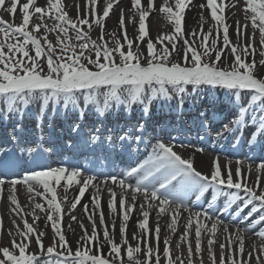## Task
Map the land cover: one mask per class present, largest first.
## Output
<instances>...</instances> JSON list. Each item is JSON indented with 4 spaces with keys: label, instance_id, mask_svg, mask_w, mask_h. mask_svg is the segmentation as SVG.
<instances>
[{
    "label": "snow or ice",
    "instance_id": "6c2138e0",
    "mask_svg": "<svg viewBox=\"0 0 264 264\" xmlns=\"http://www.w3.org/2000/svg\"><path fill=\"white\" fill-rule=\"evenodd\" d=\"M122 2L91 0L90 10L83 15L78 10L76 17L71 18L61 0H45L44 5L38 0H0V11L10 17L9 20L0 17V119L15 115L18 120L0 146V201L7 189V200L12 205L10 211L22 220V227L16 220L12 221V229L7 230L8 243H0V264H205L204 232L212 234L207 239L208 264H264V245L259 248L253 245L246 252L244 237L239 231L235 240L218 244L219 256L214 250L217 225L221 223L219 213H225L233 222L243 221L249 231L254 225L264 224V185L257 178L256 185L250 186L251 165L243 182L239 161L233 172L231 162L222 166L219 157H214L209 172L203 173L194 167L193 159L182 157L173 150L174 144L165 143L158 134L144 159L133 161L122 172L114 168L107 173L100 172L99 175L105 176L101 189L99 183H94L97 175L83 174L79 163H69L59 153L55 165L48 163L47 157L56 148L45 147L43 135L34 142L22 135V118L29 109L35 110L38 127H42V117L47 116L51 126L54 116L70 109L78 114L79 121L69 126L70 138L65 146L69 150L91 149L92 171H95L97 167L111 165L115 153L132 157L139 153L141 143H145L147 149L145 133L150 127L152 102L161 100L170 105L173 94L178 93V103L170 110L179 117L183 113L186 86L190 85L194 90L207 89L204 92L207 106L200 110L199 120L191 121L193 128L209 135L211 125L204 118L219 122L218 116L222 117L227 123L216 130V138L234 141L237 146L246 144L252 153L248 159L257 158L256 153H259V158L264 160V72H261L264 69V0H245V21L243 24L235 22V41L230 39L233 26L226 23L222 0L221 3L206 0L199 6L210 10L214 24L206 31L201 25L199 39L193 30L189 34L192 40L186 38L182 26L186 20V0H143V3L130 0L128 11L133 17L138 15V27L134 29L138 42L127 34L124 9L117 20L122 36L105 30L106 18H110V13ZM98 3L103 5L102 14L97 12ZM17 12L21 16L20 23L15 20ZM154 12L163 13L174 21V32L159 35L155 42L146 26V19ZM89 16L95 18L90 20ZM36 17L41 22L33 23ZM46 17L55 21L52 28L42 23ZM200 19L203 21V17ZM42 28L45 35L40 37ZM95 28L99 29V35L94 39L91 32ZM53 31L57 33L55 42L47 35ZM106 36L110 40L105 39ZM73 39L75 43L71 42ZM140 42L146 47L142 48ZM257 44L261 57L258 62L255 59ZM174 55L179 59H172ZM137 104L140 118L134 125L105 128L108 134L103 139L95 134L100 131L95 123L87 136L81 130L89 108L98 117L106 118L110 111L119 110L117 106L130 114ZM156 124L159 122H153ZM152 127L158 133L169 132L170 140L176 139L171 136L173 132L187 135L193 130L173 126L170 121L160 124L158 129ZM113 130L121 132L115 142L111 135ZM18 132L21 135H17ZM48 141L52 143L51 136ZM259 168H264V162ZM71 186L78 188V195L69 201L67 192ZM20 187H25L29 194L31 213L25 212L19 202ZM40 187L43 191L37 190ZM89 187L96 190L91 194L93 211H89V204H84L83 208L91 230L89 232L80 222L82 234L73 246L64 230L62 205L70 204V214ZM58 188L65 193L62 199H58ZM105 190L109 197L106 207L112 222L111 232L101 204V193ZM206 193L211 199L206 200L208 207H203L200 202ZM35 197H42L47 208L45 203L36 202ZM221 199L223 204L219 203ZM189 204L202 210L192 212ZM137 208L142 218L137 220L138 231L132 233L130 241L128 222ZM36 210L46 215L44 228L36 225L41 219ZM152 211L157 217L154 230L149 227ZM97 212L102 235L97 230ZM165 213L171 215L167 228L172 233L177 231L182 213H187L180 236L187 244L186 254L179 243L173 250L169 237L163 239L161 249L159 220ZM29 214L33 216L32 223L26 218ZM117 215L121 217L119 240L115 236ZM213 217L217 218L209 228L204 221ZM71 220L76 222L77 217L71 215ZM48 227L53 235L45 244ZM193 230L194 248L189 240ZM256 235L264 239V230Z\"/></svg>",
    "mask_w": 264,
    "mask_h": 264
},
{
    "label": "bare ground",
    "instance_id": "6f19581e",
    "mask_svg": "<svg viewBox=\"0 0 264 264\" xmlns=\"http://www.w3.org/2000/svg\"><path fill=\"white\" fill-rule=\"evenodd\" d=\"M172 2V0H170ZM218 3H221V0H217ZM38 3L40 5L45 4V0H38ZM62 6L64 7V10L68 12L69 16L71 18H75L77 15V11L83 15L86 10H90L92 5H91V0H61ZM143 3V0H142ZM186 3L188 6L185 8V15H186V20L183 22V32L189 40H192L193 37L189 35L193 30L196 31L197 37L196 39H199V32L201 30V25L203 27V30H207L208 27L212 26L214 22L211 20L210 17V10L207 9L206 7L201 9L199 6L202 4L206 3V0H186ZM223 6L225 8L224 15L226 17V23L229 25H232L233 27L230 28V39L235 41V32H234V26L235 22L239 21L241 24L244 23L245 17H244V12L243 8L245 5V0H222ZM115 4V0H114ZM102 4L97 5V12L102 14ZM130 8V0H123L122 3L119 4L118 7H115V11L110 13V18H106L105 20V25L106 31H112L117 34V36H122L121 30L117 26V20L120 15L121 9H124V16H125V24H126V30L129 38H132L134 41H136V37L138 33L134 31L135 28L138 27V15L133 17L132 12L128 11ZM6 12L0 11V17H3L5 20H9V14L7 13V16H5ZM20 18V20L18 19ZM201 17H203V21H201ZM39 19V17H36ZM95 17L89 16V19H94ZM45 19H50L53 20L51 17H46ZM44 19V20H45ZM16 23L21 22V16L20 13L17 12L16 17H15ZM43 20V21H44ZM146 26L147 29L150 33V37L153 39L155 42L157 40V37L159 35H167L171 34L174 32V21H170L167 16L163 13L160 12H154L150 14V18L146 19ZM84 30H87L86 26H82ZM249 32H251V28L248 29ZM40 34L42 36L45 35V32L40 31ZM99 35V29L95 28L91 32V36L93 38H97ZM213 35H215V30ZM105 39L110 40V37L106 36ZM147 39V38H146ZM211 39V37H210ZM138 42V41H136ZM141 47H146L142 42ZM111 45V44H110ZM260 52V47L257 44L256 45V55L255 59L258 62L261 58L259 55ZM172 58H178L177 56H173ZM229 59H232L231 56H229ZM249 60L252 59V57L248 58ZM223 66V64H222ZM261 72H264V69L261 70ZM193 88V87H191ZM206 88H201L199 90H193V95L192 97H189L188 99L192 100L194 103L193 107H190L192 104L189 103L191 101L188 100V107L186 108L185 112L177 117L175 113L172 114V112H167V110L160 109L157 111H151V119L148 121L150 127L148 131L145 133V135H148V132L153 133V137H151V141L149 142V137L145 136V142L147 143V149L145 148V143L139 144V153H134L132 157H129L127 154H119L115 153L113 154L112 157V164L111 165H105V167L109 170H112L113 168L115 169L117 166L120 168L122 171L126 166L133 161H138L144 159L148 151L151 149V144L155 142V138L159 134L161 137H163V140L165 143L169 141V132H157L153 131V127L155 126L157 129L159 128L160 124H165L167 122H171L173 126H180V127H187L190 126V129H193L189 134L185 135V133L181 132L179 135L176 133H171V136L176 137L177 141V146L173 148L174 151H176L178 154H180L184 158H190L194 160V167L197 168V170L207 173L210 170L212 161L214 157H219L220 164L223 166L228 162H231V168L233 172L235 171V168L237 167V159L242 158L244 161L240 162L241 170H242V182H243V177L249 172V165H251V170H250V177H249V183L250 186H255L257 178H259L261 185H264V170L258 169L256 166H254L252 161H255L256 159H260V154L256 153L255 159H248L247 157L251 156L252 153L249 151L248 147L246 144H241L240 146H237L236 143L230 142L228 139H217L214 140L211 136L210 133L209 135H205L204 132L197 131L196 129L193 128V125L186 124L184 117L196 118L199 120L200 116V110L204 107L207 106L206 103V97L204 96V92L206 91ZM178 100V99H177ZM186 114V115H185ZM94 114H92L90 111L87 112L86 115H84L83 118V123H82V132L87 136L92 129V125L95 123L100 131L98 134L101 139L108 133L104 131L105 128L107 129H113L115 125H120L123 127L124 125H134L138 122V119L140 118V113L136 110L133 112H130V114H127V117L123 112L120 111H110L107 115L106 118L103 117H93ZM209 116H211V112L209 113ZM209 118V117H208ZM23 125H24V132L23 136L26 139H30L33 142L35 141L36 138H39L41 135L44 137V145H47V147H55L56 151L53 152L50 156L47 157V162L50 164L55 165L57 163L56 157L60 158V155L65 157L66 160L69 161V163H79L82 166V169H86L87 171H92L93 169V163L92 160L88 161L86 160V164H82L81 159L84 157L88 158L90 155L91 157V152L92 150L89 148H84L81 147L80 149H74V150H69L65 145H62L63 138L69 137L68 133V128L71 125V121H75L76 123L79 121L78 114L74 111L67 110L64 113H61L59 115H56L53 117L51 120V126H50V121L49 118L45 120L43 117L41 118V123L42 127H38L37 123V118L35 117L34 112H28L23 116ZM103 119L104 123L101 124L100 120ZM177 120H179V125H177ZM158 121L159 124L153 125V122ZM218 121L219 122H214L210 119L208 122L211 127H221L222 124H226L227 120L223 119L222 117L218 116ZM18 122L17 117L15 115H12L8 119H0V146H2V142L7 139V134L8 130H11L13 126ZM55 128V132H54ZM60 131V133L57 132ZM193 133V134H192ZM137 135L139 133H136ZM17 135H21V133H17ZM111 135L113 136L114 142H115V137L121 135L120 131L113 130L111 132ZM51 136L52 138V143H49L48 137ZM198 136H203V139H199ZM189 142H196V143H201V145L209 148V152H201V151H196L191 148H188L184 146V143H189ZM11 143L8 144V147H11ZM63 147V148H61ZM223 151V153L219 151ZM59 153L60 155H58ZM223 155V156H220ZM229 159H226V157ZM245 157V158H244ZM93 158V157H92ZM128 162V163H127ZM127 163V165H125ZM117 168V170H118ZM103 167H97L96 170L100 172H105L103 170ZM121 172V171H120ZM98 173V174H99ZM101 176V175H100ZM104 179L98 178L94 183H99L101 186V189H103V182ZM63 183V182H62ZM37 190L43 191L42 187L38 188ZM258 190V189H257ZM96 190L89 187L86 192L84 197L81 199L80 203L77 205V208L72 211L70 214L68 213V209L70 208V204H63L62 207L64 209V216H63V225H64V230L67 234V238L69 241L75 246V241L79 235L82 234L81 231V226L80 222L83 223V225L89 230H91V223L87 219V216L85 214L83 205L84 204H89V211L92 212L91 208V194L95 192ZM65 193L63 192L62 188H58V199H62ZM78 195V188L75 186H71L69 188V191L67 192V197L69 201L74 200L75 196ZM29 194L26 190L25 187H20L18 191V198L19 202L24 208L25 212L31 213L32 207H31V201L29 200ZM210 194L206 193L205 194V199L200 202V204L205 207L208 206L206 203L207 199H210ZM108 193L107 191H102L101 193V204L103 207L104 215H105V222L109 226V231H112V222L109 218V213L106 207V201L108 200ZM36 202L40 203H45L44 199L42 197H35ZM215 203V202H214ZM220 204H223V200L219 202ZM12 205L8 202L7 200V189H5V194L4 198L2 201H0V218H2V226H0V231H2V238H0V243L7 244L9 241V236L7 234L8 229H12V221L16 220L18 224L21 225L22 227V220H20L18 217H16L11 211ZM45 207L47 208V205L45 203ZM189 209L192 212L201 211L202 208L189 204L188 205ZM251 207V206H250ZM36 215L40 216L41 219L36 221V225L39 226L40 228H44L45 224V218L46 215L43 212H40L39 210H36ZM71 215H74L77 217V221L74 222L71 220ZM259 215V213L257 214ZM186 216L187 213H182L180 219L178 220V226H177V231L175 233H172L168 228L167 224L171 222V215L168 213L161 214L159 223H160V247L161 249L163 248V239L165 237H169L171 241V246L173 250H175V245L176 244H181V250L185 252L186 254V248L187 244L184 241H181L180 236L184 231V225L186 224ZM28 221L30 223L33 222V216L29 214L27 217ZM142 218L140 216L139 209L137 208L132 216L130 221L128 222V237L131 241V236L133 232L138 231L136 228V223L137 220ZM225 220H231L230 217L226 214L223 215L222 217ZM255 218V217H254ZM95 219L97 223V230L98 232L101 233L102 235V227L99 224V215L98 212L95 214ZM207 223L208 227H211V223L214 222L213 219L204 221ZM157 223V217L156 213L154 211L150 212V217H149V227L150 229L155 228V225ZM120 224H121V217L119 215L116 216L115 219V236L116 239L119 240L120 238ZM69 225H71L69 227ZM260 230H264V224H259L255 225L253 230L251 231L250 237H244V242H245V249L246 252L250 251L252 246L255 245L257 248L259 246L264 245V239H261L256 233ZM236 233L235 231H225L223 227L220 225H217V231L215 233V239L217 240V244L214 248L215 252L217 253V256H219V246L218 244L220 242H223L225 244L228 243L229 239L235 240L236 238ZM253 234V235H252ZM52 229L50 227L47 228V237L45 238V244H48L52 238ZM211 233L204 232L202 233V247L205 249V254H204V259H205V264H208V258H207V239L209 236H211ZM260 239L259 241L256 239ZM189 240L193 243V248H194V241H195V236H194V230L189 236ZM134 243V242H133ZM238 243V241H237ZM107 249H105L106 251Z\"/></svg>",
    "mask_w": 264,
    "mask_h": 264
},
{
    "label": "rangeland",
    "instance_id": "374dc122",
    "mask_svg": "<svg viewBox=\"0 0 264 264\" xmlns=\"http://www.w3.org/2000/svg\"><path fill=\"white\" fill-rule=\"evenodd\" d=\"M5 16H7V13H5ZM18 19L20 20V18L18 17ZM33 23H37V22H41L38 18H34L33 19V21H32ZM42 23H44V24H47L48 26H49V28H52L53 26H54V23H55V21L54 20H50V19H45L44 21H42ZM41 31H43L44 32V30H43V28L41 29ZM47 35H48V38L50 39V40H52L53 42H55V37H56V35H57V33L56 32H48L47 33ZM70 35H72L73 37H74V33H72L71 32V30H70ZM39 36L40 37H43L40 33H39ZM92 38H93V36H92ZM95 39V38H94ZM72 43H75L76 41L73 39L72 41H71ZM111 46V45H110ZM261 58V57H260ZM172 59H174V60H176V59H179V57L178 58H172ZM158 103H162L161 102V100H159V101H157ZM163 103H167V102H163ZM119 108H120V106H119ZM159 107H156V110L158 109ZM32 110V109H31Z\"/></svg>",
    "mask_w": 264,
    "mask_h": 264
}]
</instances>
